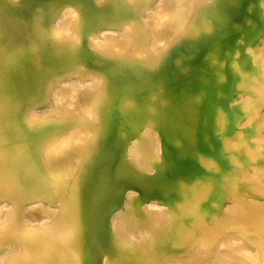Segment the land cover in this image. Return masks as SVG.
<instances>
[{
    "label": "bare ground",
    "instance_id": "6f19581e",
    "mask_svg": "<svg viewBox=\"0 0 264 264\" xmlns=\"http://www.w3.org/2000/svg\"><path fill=\"white\" fill-rule=\"evenodd\" d=\"M0 264H264V0H0Z\"/></svg>",
    "mask_w": 264,
    "mask_h": 264
}]
</instances>
